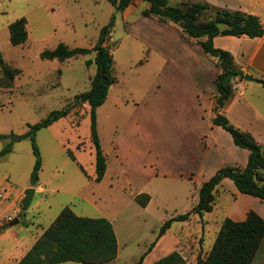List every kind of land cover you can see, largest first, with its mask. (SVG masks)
<instances>
[{
	"label": "rangeland",
	"instance_id": "1",
	"mask_svg": "<svg viewBox=\"0 0 264 264\" xmlns=\"http://www.w3.org/2000/svg\"><path fill=\"white\" fill-rule=\"evenodd\" d=\"M228 1L238 7V0ZM246 3L240 2L237 9ZM146 6L136 0L124 15L126 8L115 12L106 0H0V52L6 63L20 70L12 85L0 81V152L10 147L0 155V264L20 259L65 206L78 216H108L119 247L118 258L107 264H134L163 221L188 211L195 202L198 181L186 175H197L205 153L211 152V160L220 153L222 159L233 157L230 135L209 123L208 109L202 110L206 101H197L206 91L214 99V80L220 72L215 59L203 53L198 40L184 37L178 25L144 17ZM113 14L106 43L116 81L96 109L107 162L104 177L100 182L92 179L95 155L89 107L83 104L37 130L41 167L38 182L31 184L35 156L25 134L50 111L66 107L76 94L87 91L96 72L94 51L63 62L42 59L40 52L61 42L69 48H92ZM21 17L27 21V40L12 45L8 25ZM209 17L212 13L207 12L201 19ZM28 187H34L35 194L23 209ZM224 188L217 189L211 212L173 222L142 264L175 249L187 264H196L199 253L204 257L234 196ZM141 193L151 197L146 207L134 199ZM14 218L17 223L10 224ZM251 264H264V238Z\"/></svg>",
	"mask_w": 264,
	"mask_h": 264
},
{
	"label": "trees",
	"instance_id": "2",
	"mask_svg": "<svg viewBox=\"0 0 264 264\" xmlns=\"http://www.w3.org/2000/svg\"><path fill=\"white\" fill-rule=\"evenodd\" d=\"M115 12L121 13L136 0H106ZM147 4L142 11L144 17L154 18L158 22H170L179 26L184 37L198 40L203 53L215 59L220 72L214 83L216 94L213 99L211 124L219 126L232 137L233 143L248 151L247 163L244 167L227 164L219 169L206 181L202 182L197 191V199L191 208L164 220L160 225L155 240L134 264H142L144 256L164 235L173 222H187L192 216H202L211 212L215 204V194L221 181L227 177L241 193L251 195L264 201V145L257 142L254 136L240 130L220 113L234 93L235 80H244L246 74L235 63L233 55L225 49L215 47L216 36L259 37L264 27L258 16L238 10L216 8L204 0L189 2L187 0H141ZM178 2L179 4H173ZM207 12L212 17L201 19ZM113 14L108 23L101 27L98 38L92 48H69L64 43L40 52L42 59H57L63 62L69 58L95 52L93 62L96 72L91 78L87 91L76 94L64 108L50 111L47 116L32 125L25 136L30 137L35 163L30 175V183L38 182V171L41 167L39 151L35 144L37 130L52 125L62 117L69 116L71 109L87 104L90 115V141L94 147L95 174L92 178L100 182L107 168L106 156L101 148L96 126V109L106 100L110 86L116 81L112 68V54L107 45L109 33L114 25ZM27 21L24 17L16 19L8 25L9 41L12 45H20L27 40ZM91 61H88L89 64ZM0 81L6 86L12 85L13 79L20 70L5 62L0 52ZM256 81L264 87V78ZM3 137V135H0ZM10 151L8 145L0 152L3 155ZM75 159L74 154L67 150ZM81 169L84 171L82 166ZM225 189V188H224ZM135 201L145 207L150 200L147 193L134 197ZM264 238V219L255 211L249 210L245 219L235 221L225 217L219 226L215 239L202 257L199 253L196 264H251ZM117 238L112 223L106 217L78 216L65 206L50 225L43 229L27 252L14 264H57L74 261L83 264H104L112 262L117 256ZM151 264H187L183 255L174 250L160 257Z\"/></svg>",
	"mask_w": 264,
	"mask_h": 264
},
{
	"label": "crops",
	"instance_id": "3",
	"mask_svg": "<svg viewBox=\"0 0 264 264\" xmlns=\"http://www.w3.org/2000/svg\"><path fill=\"white\" fill-rule=\"evenodd\" d=\"M204 1L208 2L211 6L216 8H226L234 11L237 8L238 9L240 8L239 5L240 2L245 1L247 2L245 8L243 7L242 10H238V9L237 10L258 16L260 22L264 27V0H238L235 3L238 4V7H236L235 5L233 6L232 3L228 0H204ZM131 5L132 4L128 5L126 9L123 11L124 15L130 13L129 6ZM213 44L215 47L228 50L233 55L235 63L238 65V67H240L243 70V72L252 75L255 79L264 78V33L261 36L254 38H249L245 35L216 36L213 39ZM233 88H234V93L232 97L229 99L227 104L220 110V113L224 114L232 125L239 128L240 130L251 133L258 143L264 145V87L257 81L235 80ZM198 96H201L198 97L197 99L199 104L201 101L202 102L206 101V105L205 103L203 104L202 110H205V107L208 109L207 118L209 123H211V118L213 116V112H212L213 100L210 99V96L207 95V91L205 92V94ZM199 115L200 117H202L201 113ZM216 127H218L219 129L218 128L217 129L221 131L220 130L221 127L219 126ZM228 147L232 151L233 157L222 159V153H220L215 160H211L210 159L211 152L207 151L205 153V157L202 161L201 167L198 168L197 170V175L196 173L194 175V173L191 171L189 175H186V177L192 180V182L198 181V184L194 186V188L197 191L199 186L202 184V182L209 179L220 167L227 164L238 165L241 167H244L246 165L248 159V151L246 149L237 147L233 143L232 137L231 140L229 139L228 141ZM118 153H120L119 149H118ZM120 155H121V159L126 161L125 154L120 153ZM153 173L157 174L155 169L153 170ZM221 184L225 186L226 189L228 188V190L232 194H234L231 202L229 203L226 209L225 217H229L230 219L235 221H240L245 219L246 214L249 210H253L257 212L264 219L263 201L251 195L239 192L237 188L234 186L232 180H230L227 177L222 179ZM105 217L110 222L112 221L108 216ZM117 245H118V239H117ZM117 258H118V249H117V256L114 260H116ZM18 260L19 259H16V261Z\"/></svg>",
	"mask_w": 264,
	"mask_h": 264
},
{
	"label": "water",
	"instance_id": "4",
	"mask_svg": "<svg viewBox=\"0 0 264 264\" xmlns=\"http://www.w3.org/2000/svg\"><path fill=\"white\" fill-rule=\"evenodd\" d=\"M243 79L246 80V81H256V79L252 75H250L248 73H246L244 75ZM14 139L17 140L18 139L17 136H14ZM34 194H35L34 187H28V188H26L24 190V197L22 199V207H23V209H26L31 204ZM17 221H18V219L14 218L10 222V224H15V223H17ZM1 232H2V229H0V233Z\"/></svg>",
	"mask_w": 264,
	"mask_h": 264
}]
</instances>
